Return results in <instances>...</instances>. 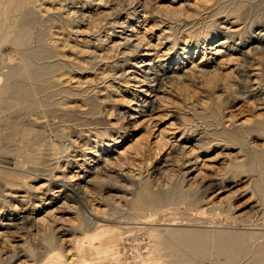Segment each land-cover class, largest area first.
Masks as SVG:
<instances>
[{"label":"rangeland","instance_id":"374dc122","mask_svg":"<svg viewBox=\"0 0 264 264\" xmlns=\"http://www.w3.org/2000/svg\"><path fill=\"white\" fill-rule=\"evenodd\" d=\"M20 2L0 1V88ZM44 2L37 45L58 63L54 75H66L61 83L71 94L52 93L50 107L33 113H0L2 264H227L228 249L219 252L214 241L239 237L243 249L237 246L234 263L264 264V194L256 170L264 155V0ZM139 42V52L132 50ZM157 89L165 103L149 128L142 123L147 114L132 109L154 100ZM30 127L44 136L24 135ZM161 131L177 144L172 152L156 150ZM76 171L88 183L71 182ZM61 186L66 200L54 203L48 219L54 225L43 227L46 204ZM137 196L170 199L157 214L147 206L141 219L133 211ZM97 204L102 214L93 216ZM45 229L58 231L55 246ZM174 234L210 236L208 255L197 258L173 242Z\"/></svg>","mask_w":264,"mask_h":264},{"label":"bare ground","instance_id":"6f19581e","mask_svg":"<svg viewBox=\"0 0 264 264\" xmlns=\"http://www.w3.org/2000/svg\"><path fill=\"white\" fill-rule=\"evenodd\" d=\"M1 1V0H0ZM44 1H46V0H21V2L16 6V10L14 11V13L16 12V15H15V17H14V19H15V21H14V25H13V39H12V46H11V48L9 49V50H7V52H8V54H7V63H6V65H4L5 67H3V69L4 68H7V72L3 75L4 76V84L2 85V87L0 88V113H2V112H6V111H11V110H16V109H27L30 113H33V112H35L36 111V109L38 108L39 110H44V108H46V107H50V105H49V102H51V100L53 99V96H52V93L54 94V93H60L61 95H63V94H66L67 93V95L68 94H71V93H69V92H71V90L69 91L61 82H62V78H64L66 75L65 74H60L59 76H55L54 75V70H55V68H56V66L58 65V63L57 62H52L51 60H54V59H52L51 57H48V56H43V50H45V48H43L42 46H38L37 45V43H39V42H41L40 41V39H39V41H38V33H37V31H38V28L41 26V25H43V23L41 24L40 23V20H42L41 19V16L43 15V10L45 9V2ZM5 3V2H4ZM3 3V4H4ZM8 3V2H7ZM17 3H18V1H17ZM0 4H2V3H0ZM2 4V5H3ZM16 4V3H15ZM4 6V5H3ZM3 6L2 7H0V8H3ZM239 8V7H238ZM237 8V9H238ZM10 9H11V7H10ZM236 9V8H235ZM236 9V10H237ZM169 10H171V9H169ZM236 10H235V12H236ZM240 11V9L238 10V13H240L239 12ZM168 12V11H167ZM179 12V11H178ZM181 12V11H180ZM234 12V13H235ZM228 13V12H227ZM231 13V12H230ZM232 14H233V12H232ZM232 14H230V15H232ZM237 14V13H236ZM2 15V14H1ZM6 15V14H5ZM217 15V14H216ZM11 17H13V15L11 16ZM43 17V16H42ZM234 18V17H233ZM1 19H3V17L1 18ZM0 19V20H1ZM13 19V20H14ZM12 20V19H11ZM144 20H146V18L144 19ZM42 22V21H41ZM145 22V21H144ZM13 23V22H12ZM2 24V23H1ZM0 24V25H1ZM7 24V23H6ZM11 25V24H10ZM7 27L8 26V24L7 25H4V27ZM9 27V26H8ZM3 28V27H2ZM41 28V27H40ZM131 29V28H130ZM3 30V29H2ZM1 30V31H2ZM0 31V32H1ZM5 31V30H4ZM4 31L2 32V33H0V34H4ZM11 31V30H10ZM10 31H9V33H10ZM147 31V30H146ZM145 31V32H146ZM148 31H150V30H148ZM135 32V31H134ZM8 33V34H9ZM7 34V33H6ZM126 34V33H125ZM12 35V34H11ZM42 35V34H41ZM121 35V34H120ZM123 35V34H122ZM142 35V34H141ZM5 36V35H4ZM6 36H8V35H6ZM10 36V35H9ZM131 36H133V35H131ZM147 36V35H146ZM231 36V35H230ZM51 37V36H50ZM57 37V36H56ZM127 39H126V42H128L129 44H131V40L133 39H130L129 37H126ZM1 39H3V36H2V38ZM0 39V40H1ZM134 39H136V38H134ZM4 40V39H3ZM47 40V39H46ZM139 40V39H138ZM141 40V39H140ZM8 41V40H7ZM134 41V40H133ZM1 42V41H0ZM3 42V41H2ZM121 42V41H120ZM123 42V41H122ZM57 43V42H56ZM127 43V45H129ZM9 44V43H8ZM42 44V43H41ZM48 45H50V47L49 48H52L55 52H61L60 51V49L58 48V46H56L55 45V43L53 44V43H47ZM118 44H119V42H118ZM123 44V43H122ZM121 43H120V45H122ZM144 44V43H143ZM4 45V44H3ZM116 45V44H115ZM151 45V44H150ZM186 45V44H185ZM47 46V45H46ZM124 46V45H123ZM3 47V46H2ZM1 47V48H2ZM6 47V46H5ZM62 47V46H61ZM147 47V46H146ZM155 47H156V45H155ZM122 48H124V47H122ZM142 48V43L141 42H139V43H137V44H134V48L132 49V50H136L137 52H139V50ZM145 47H143V49H144ZM8 49V48H7ZM129 49V48H128ZM158 49V48H157ZM250 50H252V49H248V51H250ZM1 51V50H0ZM186 51H187V49H186ZM142 52H145L146 53V51H142ZM132 53V52H131ZM144 53V54H145ZM124 54H126V53H124ZM127 54H129V53H127ZM126 54V55H127ZM133 54V53H132ZM140 54V53H139ZM138 53H137V55H139ZM57 55L58 54H56V56H55V58L57 57ZM136 55V54H135ZM141 55H143L142 53H141ZM140 55V56H141ZM59 56V55H58ZM131 56V55H130ZM2 57V56H1ZM138 57V56H137ZM136 57V58H137ZM142 57H144V56H142ZM141 57V58H142ZM149 57V56H148ZM58 58V57H57ZM65 58V57H64ZM104 58V57H103ZM123 58H124V56H123ZM152 58V57H151ZM162 58V57H161ZM0 59H2V58H0ZM5 59V58H4ZM61 59V58H60ZM43 60H48L47 62H45V63H43L44 61ZM57 60V59H56ZM62 60V59H61ZM124 61H126V60H124ZM128 62V61H127ZM2 63V62H1ZM144 63V62H143ZM148 64H150V63H148ZM162 67V66H161ZM165 67V66H164ZM163 67V68H164ZM198 67V66H197ZM196 67V68H197ZM64 68V67H63ZM69 68V67H68ZM150 68V67H149ZM160 68V67H159ZM167 71V70H166ZM189 72H191V71H189ZM163 73V75H162V77H164L165 78V76H167V73H165V72H162ZM188 73V72H187ZM187 73H186V75H187ZM54 75V76H53ZM156 75V74H155ZM158 75V74H157ZM184 75V74H183ZM189 75H190V73H189ZM174 76V75H173ZM177 76V75H176ZM182 76V75H181ZM185 76V75H184ZM170 77H172L171 75H170ZM156 78V77H155ZM159 78H160V75H159ZM166 78H168V77H166ZM173 78V77H172ZM186 78V77H185ZM138 79V78H137ZM137 79H135V80H137ZM162 79V78H161ZM181 79V77L178 79V80H180ZM70 80V79H69ZM131 80V79H130ZM148 80V79H147ZM156 80V79H155ZM160 79H158L157 81H159ZM165 80V79H164ZM173 80V79H172ZM175 80H176V78H175ZM182 80V79H181ZM154 81V80H153ZM177 81V80H176ZM169 82V81H168ZM174 82V81H173ZM179 82H181V81H179ZM178 82V83H179ZM64 83V82H63ZM67 83V82H66ZM162 83H165V82H163L162 81ZM230 83V82H229ZM53 84H56V86H59L60 85V89H54L56 86H54ZM68 84V83H67ZM154 84V83H153ZM167 84H169V83H167ZM32 86V88H29L28 86ZM142 85V84H141ZM155 85V84H154ZM160 85V83L158 84V86ZM162 86H163V84H161ZM160 85V86H161ZM166 85V84H165ZM230 85V84H229ZM233 85V84H232ZM231 85V86H232ZM161 86V87H162ZM160 87V88H161ZM165 87V86H164ZM166 87H167V85H166ZM57 88H59V87H57ZM231 88V87H230ZM234 88H235V86H234ZM233 87H232V89H234ZM236 89V88H235ZM141 90V89H140ZM152 90V89H151ZM164 90V89H163ZM167 90V89H166ZM231 90V89H230ZM153 91V90H152ZM160 92H161V90L160 89H157L156 91H155V93L156 94H154L155 96H154V100L152 99V100H145V102H144V106H143V110L141 109H139V107L138 106H136V108H134V109H132V110H134L135 112H137L138 111V113H136V115H138V114H144V113H146L147 114V119L146 120H144L142 123H144V122H146L147 121V123H149L148 124V127L150 128V126L151 125H153L154 124V122H153V120L155 119V116L156 115H158L157 113H159V112H161V107H162V104H161V102L162 103H165V102H163V101H159L158 99H159V95H160ZM145 95H147V94H149L148 93V91H146V90H144V92H143ZM168 93H170V92H168ZM167 93V94H168ZM153 94V93H152ZM66 95V96H67ZM141 95V94H140ZM70 96V95H69ZM148 96V95H147ZM167 96V95H166ZM58 97V96H57ZM61 97V96H60ZM54 98H56V97H54ZM162 99V98H161ZM61 100V99H60ZM162 100H164V99H162ZM57 101V100H56ZM130 101V100H129ZM58 102V101H57ZM131 103H132V101H130ZM59 106H62L63 104L61 103V101H59L58 103H57ZM137 104V103H136ZM138 105V104H137ZM142 105V104H141ZM165 107V106H164ZM60 108V107H59ZM48 109V108H47ZM146 109V110H145ZM59 110V109H58ZM140 110V111H139ZM60 111H63V109H61L60 108ZM39 113V112H38ZM40 114V113H39ZM44 113H42L40 116H42ZM119 114V113H118ZM121 116H123V114H120ZM120 115H119V117H120ZM127 115V114H126ZM132 116L130 117L131 119H132V117L134 116V114H131ZM169 116V115H168ZM36 117V116H35ZM47 117V116H46ZM161 117V116H160ZM166 117V116H165ZM36 118H38V117H36ZM50 118V117H49ZM123 118H124V121H126L128 118L126 117V116H123ZM129 118V119H130ZM41 119V118H40ZM130 119V120H131ZM157 119H160V118H157ZM46 120H47V118H46ZM45 120V121H46ZM49 120V119H48ZM42 122V121H41ZM47 122V121H46ZM51 122V121H50ZM127 122V121H126ZM136 122V121H135ZM52 123V122H51ZM138 123V122H137ZM41 124H43V123H41ZM49 124V123H48ZM139 124V123H138ZM137 124V125H138ZM156 124V123H155ZM247 124V123H246ZM40 125V124H39ZM119 125V124H118ZM136 125V126H137ZM244 125V124H243ZM36 126V125H35ZM49 126V125H48ZM155 128H156V125L154 126ZM151 130H154V128L153 129H151ZM173 130V129H172ZM170 130H168V132H169ZM151 132V131H150ZM162 132V131H161ZM160 132V133H161ZM167 132V133H168ZM170 133V132H169ZM23 134L24 135H26V136H28L29 134L31 135V134H42L43 135V131L41 132V131H35L34 129H33V127H30V128H25V129H23ZM97 134H99L100 136H101V134L99 133V132H97ZM172 134V133H171ZM173 134H175V132L173 133ZM39 135V136H40ZM46 135V134H45ZM183 135V134H182ZM34 136V135H33ZM38 136V135H37ZM36 135H35V137H37ZM44 136V135H43ZM109 136V135H108ZM42 137V136H41ZM107 137V136H106ZM110 137V136H109ZM168 137V136H167ZM165 135H164V133L162 132L159 136H158V140L156 141V144H155V146H156V150L157 149H159V148H161L162 150L161 151H163L164 153H165V150H169V151H171L172 152V150L173 149H176L175 148V146L177 145V144H175V143H173V142H171V140H170V138L168 139ZM50 138V137H49ZM38 139V138H37ZM32 139H30V141H31ZM36 140V139H35ZM27 141V140H26ZM29 141V143L28 144H26L27 146H28V150H30V146H32V144L33 143H31ZM173 141V140H172ZM49 142V141H48ZM52 142V141H51ZM116 142V141H115ZM150 142V141H149ZM155 142V141H154ZM176 142V141H175ZM76 143V142H75ZM153 143V142H152ZM176 143H178V142H176ZM31 144V145H30ZM180 144V143H179ZM41 145V143L39 144V146ZM49 145H51V144H49ZM150 144H148V146H149ZM185 145V144H184ZM26 146V147H27ZM34 146V145H33ZM56 147V146H55ZM187 147V146H186ZM185 147V148H186ZM195 147V146H194ZM193 147V148H194ZM40 148V147H39ZM180 148V147H179ZM25 149V148H24ZM26 149V150H27ZM192 149V148H191ZM195 149V148H194ZM22 150V149H21ZM25 150V151H26ZM27 150V151H28ZM177 150H178V148H177ZM177 150H176V153H177ZM186 150V149H185ZM32 151V150H31ZM34 152H37L35 155L37 156H39L41 153H40V151L39 150H37V148H35V150H33ZM104 151V150H103ZM150 151H151V149H150ZM155 151V150H154ZM160 151V152H161ZM180 151L182 152V150L180 149ZM184 151V150H183ZM76 152V151H75ZM79 152V151H78ZM158 152V151H157ZM188 152V151H187ZM186 152V153H187ZM193 152H195V150L193 151ZM42 153H43V150H42ZM55 153H57V152H55ZM99 153H101L100 151H99ZM98 153V154H99ZM159 153V152H158ZM162 153V152H161ZM189 153V152H188ZM29 154V153H28ZM30 154H33V157H34V153H30ZM170 153H168V155H169ZM181 154V153H180ZM190 154H191V152H190ZM57 155V154H56ZM61 155H63V154H61ZM60 155V156H61ZM161 155V154H160ZM159 155V156H160ZM163 155V154H162ZM184 155V154H183ZM183 155H182V157H183ZM32 156V155H31ZM78 156V155H77ZM96 157H100V156H98V155H95ZM187 156V155H186ZM192 156V155H191ZM32 157V158H33ZM56 157V156H55ZM73 157V156H72ZM102 157V156H101ZM170 157V156H169ZM180 157V156H179ZM178 157V158H179ZM189 157V156H188ZM188 157H187V159H188ZM259 157V156H258ZM31 158V157H30ZM76 158V157H75ZM166 158H168L167 156H166ZM186 158V157H185ZM163 159V158H162ZM170 159V158H169ZM33 160V159H32ZM34 160H37V159H34ZM39 160V159H38ZM167 159H165V161H166ZM178 160V159H177ZM41 161V160H40ZM85 161H87V160H85ZM98 161V160H97ZM107 162H108V160H106ZM111 161V160H110ZM199 161V160H198ZM34 162H36V161H34ZM33 162V163H34ZM96 162V161H95ZM105 162V161H104ZM167 162V161H166ZM166 162H163V163H165L166 164ZM184 161H182L181 162V164L183 163ZM94 163V162H93ZM109 163V162H108ZM112 163V162H111ZM186 163V162H185ZM37 164V163H36ZM187 164H188V161H187ZM240 164V163H239ZM245 164V163H244ZM243 164V165H244ZM110 165H112V164H110ZM186 165V164H185ZM236 165V164H235ZM79 166V165H78ZM113 166V165H112ZM187 166V165H186ZM241 166V165H240ZM257 167V172H259L260 173V176H261V179H260V183L257 185V187H258V189L260 190V192L262 193V194H264V155H262L260 158H257V165H256ZM163 167V166H162ZM183 167H185V166H183ZM236 167V166H235ZM239 167V166H238ZM237 167V168H238ZM246 167V166H245ZM254 167V166H253ZM81 168H82V166H81ZM103 168H105V167H103ZM109 168V167H108ZM156 168V167H155ZM107 169V168H106ZM109 169H111V168H109ZM113 169V168H112ZM183 169H185V168H183ZM193 169V168H192ZM243 169V168H242ZM241 169V170H242ZM245 169V168H244ZM252 169V168H251ZM255 170V171H256ZM52 171V170H51ZM86 171V170H85ZM113 171V170H112ZM157 171V170H156ZM53 172V171H52ZM187 172V171H186ZM201 172V171H200ZM199 172V173H200ZM121 173V172H120ZM119 173V174H120ZM125 173V172H124ZM190 174V173H189ZM201 174V173H200ZM18 175H20V174H18ZM17 175V176H18ZM92 175V174H91ZM120 175H123V173L122 174H120ZM136 175V174H135ZM39 176V175H38ZM66 176V175H65ZM69 176V175H68ZM86 176V175H85ZM84 176V173L83 174H80V172L78 173L77 171H76V174H71L70 175V177H69V179H70V181L71 182H74V181H81V180H84V181H81V183L83 184H85V183H88V181L86 182V180H85V177ZM139 176V175H138ZM197 176H199V174L197 175ZM16 177V176H15ZM24 177V176H23ZM35 177V176H34ZM58 177V176H57ZM56 177V178H57ZM118 177V176H117ZM123 177H124V175H123ZM126 177V176H125ZM130 177V176H129ZM132 177V176H131ZM130 177V178H131ZM186 177V176H185ZM68 178V177H67ZM89 178V177H88ZM95 178V180L98 178V177H94ZM129 178V179H130ZM136 178V177H135ZM145 178V177H144ZM184 178V177H183ZM188 178V177H187ZM90 179V178H89ZM92 179V178H91ZM90 179V180H91ZM99 179V178H98ZM126 179V178H125ZM134 179V178H133ZM136 179H138V178H136ZM143 179V178H142ZM182 180H184V179H182ZM69 181V180H68ZM96 181H98V180H96ZM103 181H104V179H103ZM135 181V180H134ZM140 181H141V179H140ZM92 182H94V181H92ZM136 182V181H135ZM95 183V182H94ZM93 183V184H94ZM100 183V182H99ZM188 183V182H187ZM91 184V183H90ZM192 184V183H191ZM195 183H193V185H194ZM184 185H185V183H184ZM193 185H191V186H193ZM77 186H78V184H77ZM84 186V185H83ZM86 186V185H85ZM190 186V187H191ZM81 188H82V186H80ZM88 187V186H87ZM86 187V189H88ZM183 187V186H182ZM63 187L61 186V187H59L58 189V191L57 192H53V193H56V195H53L52 197H51V199H50V201L46 204V211H45V215L46 216H42L43 217V219L41 220V222H43V227H46L48 224H52L51 222L49 223V215H51L52 214V212H51V209L53 208V206H54V203L56 202V201H58V202H62V200L63 199H65V196L63 197V194H62V192H64L63 190H61ZM78 188V187H77ZM110 188V187H109ZM115 188V187H114ZM141 188V187H140ZM111 189V188H110ZM89 190V189H88ZM109 190V189H108ZM112 190H113V188H112ZM142 190V189H141ZM194 190V189H193ZM87 191V190H86ZM90 191V190H89ZM190 191H192V190H190ZM84 192H85V190H84ZM184 192H186V191H184ZM44 193V192H43ZM48 193V192H47ZM88 193V192H87ZM183 193V192H182ZM42 194V193H41ZM49 194V193H48ZM48 194H46V195H48ZM185 194V193H184ZM184 194H181V195H184ZM52 195V194H51ZM90 195V194H89ZM162 196H163V194H161ZM164 195H166V194H164ZM173 195V194H172ZM186 195V194H185ZM169 196V195H168ZM41 197H44V196H41ZM138 197V196H137ZM172 198H174V196H171ZM180 197V199H182V200H184L185 199V196L183 197V198H181V196H179ZM171 198V199H172ZM170 198L169 197H167V198H162V197H160V198H152V199H147V198H145V197H141V196H139L137 199L135 198L134 199V201H135V203L133 204L134 205V212H135V214L138 216V217H140L141 219L142 218H144L143 217V211L144 210H147L148 208H146L147 206H150V207H152V208H154V210L152 209V212H153V214L157 211L156 209L158 208V206H159V203L160 202H162V201H168ZM66 200V199H65ZM133 201V202H134ZM25 202V201H24ZM132 202V203H133ZM163 203V202H162ZM161 203V204H162ZM63 205V204H62ZM163 205V204H162ZM16 208H18V207H16ZM161 209V207H159L158 208V211ZM14 210L15 211H17L15 208H14ZM56 210V209H55ZM55 210H54V212H55ZM57 211V210H56ZM105 211V210H104ZM102 212H103V210H102ZM147 212V211H146ZM100 213V206H98V204L97 205H93V207H92V212H91V214L93 215V216H95V215H97V214H99ZM54 214V213H53ZM102 213H100V215H101ZM145 214V213H144ZM155 214H157V212L155 213ZM18 215V214H17ZM107 215H108V213H107ZM146 215H147V213H146ZM105 216V215H104ZM41 217V218H42ZM134 217H136V216H134ZM20 218V217H19ZM18 218V219H19ZM26 218V217H25ZM93 218V217H92ZM94 218H96V217H94ZM137 218V217H136ZM147 218V217H146ZM53 219V218H52ZM56 219V218H55ZM58 219V218H57ZM15 220V219H14ZM21 220V219H20ZM40 220H38V221H40ZM54 220V219H53ZM98 220V219H97ZM101 220V219H100ZM103 220L105 221L106 219H104L103 218ZM108 220V219H107ZM106 220V221H107ZM133 220H134V218H133ZM137 220V219H136ZM91 221V220H90ZM105 221V222H106ZM20 222V221H19ZM55 222V221H54ZM81 222V221H80ZM10 223V222H9ZM16 223H18V222H16ZM37 223H39V222H37ZM82 223L83 222H81L80 224L82 225ZM97 223V222H96ZM0 224H1V222H0ZM10 224H12V223H10ZM21 223H19V225H20ZM34 224V223H33ZM59 224V223H58ZM95 224V223H94ZM52 225H54V224H52ZM79 225V224H78ZM2 226V225H1ZM40 226V225H39ZM94 226V225H93ZM3 227V226H2ZM7 227V226H6ZM9 228L11 227V225H9L8 226ZM37 228V227H36ZM51 228V227H50ZM107 228V227H106ZM112 228V227H111ZM39 229V228H38ZM43 229V228H42ZM46 229H48V228H46ZM45 229V230H46ZM94 229V228H93ZM57 230V229H56ZM7 231V230H6ZM47 232L49 231V230H46ZM45 231V232H46ZM52 231H49L48 232V234H49V236L46 238V241H47V244L49 245V247H53V246H55V244H56V242H57V239H56V234L58 233V231H57V233H55V235L53 234V233H51ZM196 232V231H195ZM194 232V233H195ZM64 232H62V234H63ZM1 234V233H0ZM4 234H6V233H4ZM196 234H197V232H196ZM201 234V233H200ZM204 234V233H203ZM61 236V235H60ZM207 236V235H206ZM222 236V235H221ZM221 236H219V237H221ZM209 238H210V236H208ZM208 237L206 238V237H204V236H199V235H195V234H192V235H187V236H184V235H177V234H174V235H172V238L174 239L173 240V242H175V243H177V244H181L182 246H184V247H186L190 252H192L197 258H201V260H202V258L204 259V257H206L207 255H208V250H207V243H209V240H208ZM218 237V238H219ZM228 237H230V236H228ZM234 237V236H233ZM241 237H243V235L241 236ZM250 237V236H249ZM213 238V237H212ZM244 238V237H243ZM45 239V238H44ZM164 239V238H163ZM225 239H226V237H225ZM242 239V238H241ZM241 239H240V237H239V239L237 238V239H233V240H230V241H226V240H224L223 238H220V239H218L216 242L214 241V243H217V248H218V251H219V249H224V248H226V249H228L227 251H228V253H227V255H226V258H227V264H235L234 263V260H237L236 258H238V257H240V256H238V252H239V250H241V249H243L242 248V243H244V242H242L241 241ZM247 239V238H246ZM251 239V238H250ZM216 240V239H215ZM59 241V240H58ZM244 241V240H243ZM210 242H211V240H210ZM213 242V241H212ZM211 242V243H212ZM249 243V242H248ZM58 244V243H57ZM239 244H241V249H239V250H237V246L239 245ZM181 245H180V247H181ZM249 245V244H248ZM57 247H58V245H56ZM61 246V245H60ZM172 246H174V245H172ZM62 247V246H61ZM174 247H176V246H174ZM183 247V248H184ZM214 247V246H213ZM56 248V247H55ZM177 248V247H176ZM176 248H175V250H176ZM179 248V247H178ZM215 248V247H214ZM168 249V248H167ZM216 249V248H215ZM214 249V250H215ZM249 249V248H248ZM185 250V249H184ZM212 250V249H211ZM13 252V251H12ZM182 252V251H181ZM186 252H188L187 250H186ZM210 252V251H209ZM215 252V251H214ZM219 252H221V250L219 251ZM222 252H224V251H222ZM221 252V253H222ZM241 252V251H240ZM21 253V252H20ZM184 253H185V251H184ZM244 253H245V251H244ZM247 253V252H246ZM260 253V252H259ZM177 254V253H176ZM188 254H189V252H188ZM211 254V253H210ZM209 254V255H210ZM219 254V253H218ZM226 253H224V255H225ZM242 254V253H241ZM240 254V255H241ZM190 255V254H189ZM17 256V255H16ZM16 256L14 257V258H16ZM22 256H24V255H22ZM181 256V255H180ZM188 256V255H187ZM192 256V255H191ZM2 256L0 255V258H1ZM13 256H11V258H12ZM21 257V256H20ZM33 257V256H32ZM186 257V256H185ZM209 257V256H208ZM248 257V256H247ZM263 257V256H262ZM9 258V257H8ZM175 258V257H174ZM173 258V259H174ZM182 258V257H181ZM250 258V257H249ZM172 259V260H173ZM178 259H180V258H178ZM181 260V259H180ZM188 260H189V258H188ZM194 260V259H193ZM197 260V259H196ZM199 260V259H198ZM197 260V261H198ZM240 260V259H239ZM4 262V260H0V264H2L3 262ZM7 261V260H6ZM5 261V262H6ZM8 261H9V259H8ZM11 261H12V259H11ZM183 261V260H182ZM185 261H187V259L185 260ZM238 261V260H237ZM29 262V261H28ZM71 262V261H70ZM225 262V261H224ZM236 262V261H235ZM173 263V262H172ZM175 263H176V261H175ZM174 263V264H175ZM178 263V262H177ZM176 263V264H177ZM180 263V262H179ZM183 263H186V262H183ZM188 263H190V262H188ZM238 263V262H237ZM11 264V263H10ZM25 264H27V262L25 263ZM182 264V263H181ZM195 264V263H194ZM197 264V263H196ZM222 264V263H221ZM225 264H226V262H225Z\"/></svg>","mask_w":264,"mask_h":264}]
</instances>
